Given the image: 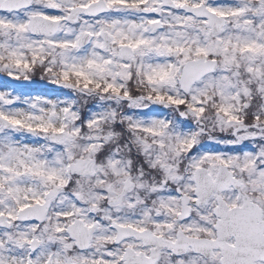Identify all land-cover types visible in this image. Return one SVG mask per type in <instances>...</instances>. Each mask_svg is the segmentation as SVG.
<instances>
[{
    "label": "snow or ice",
    "instance_id": "snow-or-ice-1",
    "mask_svg": "<svg viewBox=\"0 0 264 264\" xmlns=\"http://www.w3.org/2000/svg\"><path fill=\"white\" fill-rule=\"evenodd\" d=\"M0 264H264V0H0Z\"/></svg>",
    "mask_w": 264,
    "mask_h": 264
}]
</instances>
